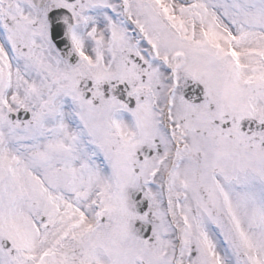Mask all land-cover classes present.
Returning <instances> with one entry per match:
<instances>
[{
    "label": "snow or ice",
    "instance_id": "obj_1",
    "mask_svg": "<svg viewBox=\"0 0 264 264\" xmlns=\"http://www.w3.org/2000/svg\"><path fill=\"white\" fill-rule=\"evenodd\" d=\"M0 264H264V0H0Z\"/></svg>",
    "mask_w": 264,
    "mask_h": 264
}]
</instances>
